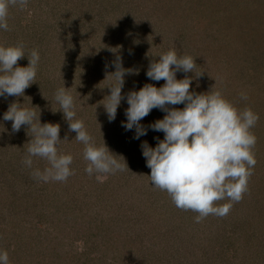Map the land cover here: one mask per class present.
<instances>
[{
    "label": "rangeland",
    "instance_id": "374dc122",
    "mask_svg": "<svg viewBox=\"0 0 264 264\" xmlns=\"http://www.w3.org/2000/svg\"><path fill=\"white\" fill-rule=\"evenodd\" d=\"M0 240L264 264V0H0Z\"/></svg>",
    "mask_w": 264,
    "mask_h": 264
},
{
    "label": "trees",
    "instance_id": "16d2710c",
    "mask_svg": "<svg viewBox=\"0 0 264 264\" xmlns=\"http://www.w3.org/2000/svg\"><path fill=\"white\" fill-rule=\"evenodd\" d=\"M236 99H237V98H236ZM237 100H239V99H237ZM237 100H234V101H237ZM231 107L234 108L232 102H231ZM226 108H227V107H226ZM237 109H238V107H236V109H233V110L235 111V110H237ZM88 114H89V111H88ZM243 167H244V166H242V167H240V168L243 169ZM245 193H246V192H245ZM2 243H3V242L0 240V256H1V257H0V264L3 263L2 260L4 259V257H5V258L7 257V255H5V253L3 252V249H2Z\"/></svg>",
    "mask_w": 264,
    "mask_h": 264
}]
</instances>
